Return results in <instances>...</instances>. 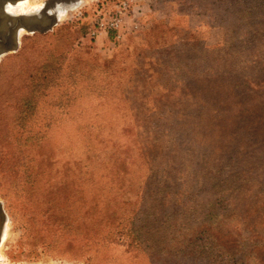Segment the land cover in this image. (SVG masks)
I'll list each match as a JSON object with an SVG mask.
<instances>
[{
	"label": "rangeland",
	"instance_id": "374dc122",
	"mask_svg": "<svg viewBox=\"0 0 264 264\" xmlns=\"http://www.w3.org/2000/svg\"><path fill=\"white\" fill-rule=\"evenodd\" d=\"M123 1L78 0L0 56L1 264H264V8L204 48L168 30L208 22L205 5ZM84 75L68 113L57 83ZM91 124L85 152L72 130ZM93 190L126 210L88 251L58 211H96Z\"/></svg>",
	"mask_w": 264,
	"mask_h": 264
},
{
	"label": "trees",
	"instance_id": "16d2710c",
	"mask_svg": "<svg viewBox=\"0 0 264 264\" xmlns=\"http://www.w3.org/2000/svg\"><path fill=\"white\" fill-rule=\"evenodd\" d=\"M192 4L205 5L208 9L209 13V21L208 24L204 25L201 29H197L198 27H194L187 22L176 23L174 24L173 30H168L170 33L178 34V37L181 38L180 40L182 43H186L188 40H200L203 42L204 48H213L218 46L216 44L214 46H208L206 43L205 37L208 35V30L211 26H220L224 30V38L225 41L227 39V35L230 32V24L233 18L236 19L237 22H242L243 25H247L248 17H250V13L254 10L258 11L264 8V0H259L257 7L252 8L249 6V3L252 0H189ZM253 5V4H252ZM251 5V6H252ZM169 21V19H167ZM228 23V27L226 24ZM157 34H154V38ZM227 67V66H225ZM84 76L77 77V80L73 81V83L68 84L65 80L61 79L58 81L57 85L60 87L61 95L60 100L61 103H65L62 107H67V112L70 113L71 111L76 112L79 108L77 105L79 104V100L81 98V94L77 91H81L83 88L82 82L85 81ZM92 81L87 83L88 86H98V78L94 77L91 78ZM45 88V86H44ZM70 89L73 92H70ZM64 112V113H67ZM84 116V115H83ZM79 126V125H78ZM105 129L104 124H91V125H82L80 127H76L72 130L73 135H76V138L80 139L82 142V147L84 151H90L95 148V146L102 142V134ZM49 131L48 129L46 132ZM45 132V133H46ZM105 171V169H102ZM98 193V192H97ZM96 193V190H93L91 193L92 201L95 203V208L97 210H91L87 208V210L83 215H76L73 214L74 211H58L59 212V219L60 222L65 224L67 228H74V224H77L78 229H83V234L86 236L84 238L86 243L87 250H96L98 249V245L104 241V239L109 238L111 234H113L111 227L115 226L114 221H110V223L104 224L109 222V220H113V218L119 213L122 214L125 212L126 207L124 205L111 207L110 205H104L102 198L99 194ZM103 204V206H101ZM85 205V203H84ZM70 206V205H69ZM122 210V211H121ZM92 211V212H90ZM107 212H111L112 214H107ZM96 213L99 217H96ZM123 215V214H122ZM121 217V216H120ZM119 217V219H120ZM118 221V220H117ZM109 227V228H108ZM101 228H107L108 231L103 233V231H99ZM100 236V237H99ZM143 250V248H139ZM91 259V256H89Z\"/></svg>",
	"mask_w": 264,
	"mask_h": 264
},
{
	"label": "water",
	"instance_id": "95a60500",
	"mask_svg": "<svg viewBox=\"0 0 264 264\" xmlns=\"http://www.w3.org/2000/svg\"><path fill=\"white\" fill-rule=\"evenodd\" d=\"M20 0H0V56L17 50L23 33H45L60 22L59 7L70 5L78 0H48L38 10L13 13L8 5H17ZM4 210L0 201V241L4 227Z\"/></svg>",
	"mask_w": 264,
	"mask_h": 264
},
{
	"label": "crops",
	"instance_id": "0c3cea01",
	"mask_svg": "<svg viewBox=\"0 0 264 264\" xmlns=\"http://www.w3.org/2000/svg\"><path fill=\"white\" fill-rule=\"evenodd\" d=\"M148 1H150L151 6H152V4H156L159 0H148ZM136 2H138V3L136 4L134 2L135 4L133 6V10L135 8L138 11V9H142V4H145V3L142 0H136ZM164 3H166V7H169L170 10H172V13H173V10H176V8L172 9L174 7V5H176V0L175 1H173V0H165ZM151 6H150V8H151ZM152 9H153V7H152ZM178 12H180V11H178ZM168 13H169V11H168ZM179 14L186 15V13H179ZM165 15H166V17H168V16L171 17L172 16V14H167V12H166ZM189 16H191V15H189ZM172 17H174V16H172ZM168 19H171V18L168 17ZM206 24H208V22H206V20L200 19V21H198V22H196L194 24H191V25H193L194 27L195 26L198 27L197 29H201ZM217 30H220L222 33L224 32L223 28L220 27V26L214 25V26H211V28H209L208 35L205 37V40H206V43L208 44V46H214V45L220 43V41L223 40L224 36L223 35L221 36V33H220V36L213 37L212 32H215ZM215 33H217V32H215Z\"/></svg>",
	"mask_w": 264,
	"mask_h": 264
},
{
	"label": "bare ground",
	"instance_id": "6f19581e",
	"mask_svg": "<svg viewBox=\"0 0 264 264\" xmlns=\"http://www.w3.org/2000/svg\"><path fill=\"white\" fill-rule=\"evenodd\" d=\"M75 4H77V2L71 3L70 5H67V6H64V7H61V8L59 7L58 11H59V14H60V18H61V16L66 14V12H67V10L69 8H72L73 6H75ZM31 7H32V4L27 2V0H20L17 5L9 4L8 5V10L10 12H13V13H24V12H28V10H30ZM5 229H6V231H5ZM5 229H4L5 233H3L4 236L7 235V232H8V229H9L8 226L7 227L5 226Z\"/></svg>",
	"mask_w": 264,
	"mask_h": 264
},
{
	"label": "built area",
	"instance_id": "2783aa9c",
	"mask_svg": "<svg viewBox=\"0 0 264 264\" xmlns=\"http://www.w3.org/2000/svg\"><path fill=\"white\" fill-rule=\"evenodd\" d=\"M129 7H130V3L127 0L123 1L120 5V14H127Z\"/></svg>",
	"mask_w": 264,
	"mask_h": 264
},
{
	"label": "flooded vegetation",
	"instance_id": "af4514ba",
	"mask_svg": "<svg viewBox=\"0 0 264 264\" xmlns=\"http://www.w3.org/2000/svg\"><path fill=\"white\" fill-rule=\"evenodd\" d=\"M0 264H1V262H0Z\"/></svg>",
	"mask_w": 264,
	"mask_h": 264
}]
</instances>
